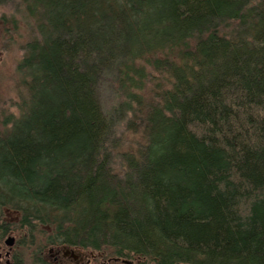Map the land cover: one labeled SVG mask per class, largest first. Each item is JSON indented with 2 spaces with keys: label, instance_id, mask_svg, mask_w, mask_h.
Segmentation results:
<instances>
[{
  "label": "trees",
  "instance_id": "obj_1",
  "mask_svg": "<svg viewBox=\"0 0 264 264\" xmlns=\"http://www.w3.org/2000/svg\"><path fill=\"white\" fill-rule=\"evenodd\" d=\"M18 3L31 29L0 115V215L19 214V258L264 264V0ZM120 123L135 150L116 151Z\"/></svg>",
  "mask_w": 264,
  "mask_h": 264
},
{
  "label": "rangeland",
  "instance_id": "obj_2",
  "mask_svg": "<svg viewBox=\"0 0 264 264\" xmlns=\"http://www.w3.org/2000/svg\"><path fill=\"white\" fill-rule=\"evenodd\" d=\"M12 21L15 22V27ZM29 22L30 21L24 20L21 13V5H19L18 0H10L7 4L0 6V115H3L4 113L14 114V112H16V91L20 87V79L16 72V66L23 54V44L30 34L31 25ZM145 68L148 74L150 73L147 79L158 76L150 69V67L145 66ZM152 84V81H148L147 87L151 88ZM106 85V89H102L100 96L104 106L108 107L122 99L121 97L117 98L109 91V89H111L110 82ZM148 88L145 92V96L152 97ZM124 124L125 123H120L119 126L117 125L115 128L114 136L119 139V146L116 148V151L127 147L130 148V150H135L138 141L137 135L126 131ZM118 156V154L114 153V159L112 161L113 169L117 172L121 170V159L118 158ZM18 219L19 214L9 209H3L2 214L0 215V222L2 223L17 221ZM15 234L17 233L15 232ZM41 237V233L35 232L37 242L41 240ZM53 247L54 246L43 248L42 256L45 255L46 258L52 259L53 257L50 256L49 250ZM22 251L23 264H32L31 254L34 250L25 247ZM67 262L69 264L71 263L70 261Z\"/></svg>",
  "mask_w": 264,
  "mask_h": 264
},
{
  "label": "flooded vegetation",
  "instance_id": "obj_3",
  "mask_svg": "<svg viewBox=\"0 0 264 264\" xmlns=\"http://www.w3.org/2000/svg\"><path fill=\"white\" fill-rule=\"evenodd\" d=\"M15 221L0 222V264H22V258H19L17 250L19 236L15 234ZM10 225V226H8ZM7 237L12 238V244H6ZM52 259L43 255V260L49 264H138L139 259L133 257H103L93 250L84 249L77 246L59 245L49 250Z\"/></svg>",
  "mask_w": 264,
  "mask_h": 264
},
{
  "label": "water",
  "instance_id": "obj_4",
  "mask_svg": "<svg viewBox=\"0 0 264 264\" xmlns=\"http://www.w3.org/2000/svg\"><path fill=\"white\" fill-rule=\"evenodd\" d=\"M5 242H6V244L11 245L12 244V238L11 237H7Z\"/></svg>",
  "mask_w": 264,
  "mask_h": 264
}]
</instances>
